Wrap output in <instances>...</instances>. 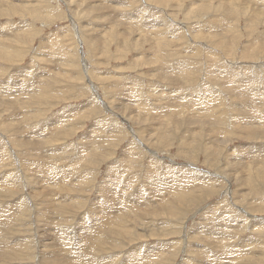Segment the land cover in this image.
<instances>
[{
	"label": "rangeland",
	"instance_id": "obj_1",
	"mask_svg": "<svg viewBox=\"0 0 264 264\" xmlns=\"http://www.w3.org/2000/svg\"><path fill=\"white\" fill-rule=\"evenodd\" d=\"M0 249L264 264V0H0Z\"/></svg>",
	"mask_w": 264,
	"mask_h": 264
},
{
	"label": "bare ground",
	"instance_id": "obj_2",
	"mask_svg": "<svg viewBox=\"0 0 264 264\" xmlns=\"http://www.w3.org/2000/svg\"><path fill=\"white\" fill-rule=\"evenodd\" d=\"M159 1V0H158ZM160 4V3H159ZM230 9H228V11H229ZM260 98V97H259ZM250 108V107H249ZM253 108V107H252ZM195 119V118H194ZM254 120V119H253ZM196 121H197V119H196ZM249 122H251V121H249ZM249 122H248V124H249ZM254 122V121H253ZM255 124V123H254ZM252 132V131H251ZM251 134V133H250ZM29 144H28V142H26L25 141V143H23L22 141L20 142V146L21 147H24V146H28ZM37 149L38 148H40L39 150H41L42 148H41V145L39 144H37V147H36ZM36 148H34V149H36ZM23 149V148H22ZM32 155V154H31ZM3 157V156H2ZM30 157V156H29ZM29 157H24V158H26V160L29 158ZM33 157L35 158V160L34 159H32V157L31 158H29V159H31V160H33V162H30V166L32 167V166H36V163H37V161L39 162V160L41 159V158H39L38 157V159L35 157V155H33ZM46 157V156H45ZM47 158V157H46ZM48 159V158H47ZM25 160V161H26ZM45 160V159H44ZM28 161V160H27ZM43 161V160H42ZM43 162H45V161H43ZM26 166H27V164H25ZM28 168V167H27ZM32 169V168H31ZM62 169H63V167H62ZM34 170V169H33ZM65 170V169H64ZM63 170V171H64ZM56 171V170H55ZM63 171H61L60 170V172H57V173H55V175H56V179L54 180V185L53 186H63V185H65V184H69V186H72V184H71V181L73 182V185H76L77 184V182H76V179L74 178H72V176H73V174H72V176H71V174L69 173V175H70V180H69V178H68V176L65 178V176L67 175H65V173L63 172ZM35 172H37V171H35ZM69 172V171H68ZM24 173H25V171H24ZM29 173V177H30V172H28ZM27 173H25V175H26ZM33 174V173H32ZM75 174V173H74ZM8 175V174H7ZM28 175V174H27ZM33 177V176H32ZM37 178H38V175L36 176ZM80 178V177H79ZM78 178V179H79ZM6 180H7V183H8V185H14L15 187H17V184L18 183H16V181L15 180H13L10 176H6V178H5ZM26 179L28 180L29 178H27L26 177ZM32 180H33V178H32ZM36 181V180H35ZM59 181H61L62 183L60 184V182ZM58 182H59V185H58ZM34 183V182H33ZM38 183V182H37ZM83 183V182H82ZM39 186H40V184H39ZM67 186V185H66ZM30 189H32L34 192H36V193H40V191L38 190V186H33V185H29L28 186ZM27 188V187H26ZM45 188H43V190H44ZM260 207V206H259ZM16 209H18V212H17V214H20V215H22L23 214V211H24V207H23V201H22V198H20L19 199V201L17 202V204H16ZM230 217V216H229ZM185 238V237H184ZM187 242V241H186ZM69 248L68 249H66V250H71L72 248L70 247V246H68ZM31 248V247H30ZM1 250V249H0ZM184 250V249H183ZM3 252V251H2ZM0 253H1V251H0ZM31 254V253H30ZM40 258V257H39ZM40 260V259H39ZM30 261V260H29ZM38 262V261H37ZM38 264V263H37Z\"/></svg>",
	"mask_w": 264,
	"mask_h": 264
}]
</instances>
